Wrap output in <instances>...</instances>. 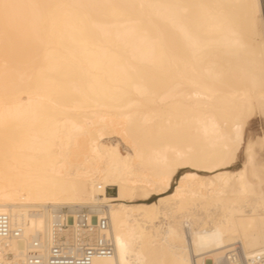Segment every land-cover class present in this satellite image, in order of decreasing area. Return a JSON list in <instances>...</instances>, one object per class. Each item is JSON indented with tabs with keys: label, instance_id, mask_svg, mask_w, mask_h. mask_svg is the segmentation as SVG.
Instances as JSON below:
<instances>
[{
	"label": "bare ground",
	"instance_id": "bare-ground-1",
	"mask_svg": "<svg viewBox=\"0 0 264 264\" xmlns=\"http://www.w3.org/2000/svg\"><path fill=\"white\" fill-rule=\"evenodd\" d=\"M256 114L264 0H0V264L78 252L80 204L109 219L92 264H264V131L229 170Z\"/></svg>",
	"mask_w": 264,
	"mask_h": 264
},
{
	"label": "built area",
	"instance_id": "built-area-1",
	"mask_svg": "<svg viewBox=\"0 0 264 264\" xmlns=\"http://www.w3.org/2000/svg\"><path fill=\"white\" fill-rule=\"evenodd\" d=\"M60 215L55 228H72L77 231L78 252L69 251L62 241L52 245L45 257L40 252V245L35 243L28 264H92L95 257L113 254L114 245L108 235L110 225L106 215H99L91 205L84 204L64 206L60 209ZM95 232L98 236L92 238ZM20 234V229L11 226L9 217L0 213V237H18Z\"/></svg>",
	"mask_w": 264,
	"mask_h": 264
},
{
	"label": "rangeland",
	"instance_id": "rangeland-1",
	"mask_svg": "<svg viewBox=\"0 0 264 264\" xmlns=\"http://www.w3.org/2000/svg\"><path fill=\"white\" fill-rule=\"evenodd\" d=\"M263 131H264V119L262 118V116H260L259 114L258 115L256 114L254 117H251L248 119L246 126L243 130L242 140L239 142V149H238L237 156L235 157V159L231 163L229 170L237 171L244 166V164L246 162L247 141L254 139L255 137L261 135L263 133ZM115 139L116 138H113V140H115ZM122 146H123V144H121V150L123 152H125L124 151L125 149ZM254 150H255V154H254L252 163L254 166H259V165L264 163V150L262 147H260V145L258 143H256ZM186 170L187 169H182L176 173L175 179L172 182V189L176 186L180 177L182 176V174ZM114 192H115L114 188L108 189L109 194L113 195ZM156 200H158V197L154 196L149 201H156Z\"/></svg>",
	"mask_w": 264,
	"mask_h": 264
}]
</instances>
